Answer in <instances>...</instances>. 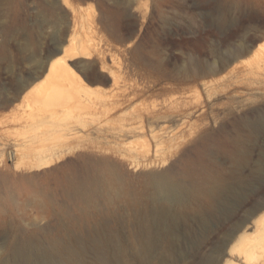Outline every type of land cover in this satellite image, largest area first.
<instances>
[{
	"label": "rangeland",
	"instance_id": "rangeland-1",
	"mask_svg": "<svg viewBox=\"0 0 264 264\" xmlns=\"http://www.w3.org/2000/svg\"><path fill=\"white\" fill-rule=\"evenodd\" d=\"M128 1L0 0V259L7 255L5 247L17 235L36 233L42 240L50 236L73 237L59 206L72 207L66 189L75 173L86 176L95 163L104 160L116 163L124 178L123 190L139 202L136 207L119 201L112 211L129 218L138 208L147 209L150 205L148 174L167 169L181 173L198 167L194 162L198 153L213 151L221 143L229 145L240 134L247 137L246 120L264 110V85L261 87L249 77L242 79L229 73L231 65L219 69L234 49L264 34V0H175L183 7L177 10L167 7L160 20H154L151 25L143 21L142 8L135 0L129 15L136 23L134 36L128 38L123 32L115 37L110 30L103 31L116 46V69L120 71V78L119 84L113 87L107 82L99 88L111 98H120V94L133 89L140 88V93L113 115H94L86 119L87 123L73 122L69 129L53 135L47 130L36 134L15 122L13 114L19 98H13L40 69L49 52L58 47L60 36H69L75 28L86 29L91 18H103L108 25H113L108 19L111 10L117 4L124 8ZM222 15L226 21H220ZM83 20L86 25H82ZM170 36H184L186 40L174 46ZM210 64H215L218 70L210 71ZM89 70L91 74L100 73V66ZM185 96L194 109L193 135L189 142L177 148L161 147L151 133L124 135L126 129L142 122L147 132L153 129L158 134H181L183 118L164 114H172L171 100H182ZM139 112L143 115H136ZM33 136L38 137L39 146L65 144L70 150L49 167L30 170L26 167L27 160L16 148ZM146 138L151 142L149 145L137 143ZM254 145L253 155L258 158L261 142ZM13 151L18 153L12 156ZM164 159L168 164L163 166ZM222 159L225 171H229V160ZM249 172L247 168L244 174ZM251 192L243 195L242 203L247 198L264 200V173L262 181ZM49 194L55 199H49ZM248 212L249 206L238 212V219L244 220ZM75 213L80 224L95 228L105 236L98 214L86 216L80 209H75ZM115 226L120 227L121 242L129 244L131 226L124 227L121 223ZM84 242L90 244L88 239ZM129 251L126 252L129 263L137 264Z\"/></svg>",
	"mask_w": 264,
	"mask_h": 264
},
{
	"label": "bare ground",
	"instance_id": "bare-ground-1",
	"mask_svg": "<svg viewBox=\"0 0 264 264\" xmlns=\"http://www.w3.org/2000/svg\"><path fill=\"white\" fill-rule=\"evenodd\" d=\"M176 1L138 0L142 8L140 15L147 25H151L154 20H160L167 7L176 10L183 7ZM133 2L135 0H129L124 8L117 4L111 10L108 18L113 23L111 26L103 18H91L86 29L75 28L69 36H60L58 47L49 52L46 60L40 63V69L13 98H19L13 114L15 122L36 134L47 130L53 135L69 129L73 122L87 123L86 119L94 115H113L140 93V88L133 89L120 94V98H111L99 88L101 83L107 82L113 87L119 84L120 78V71L116 69V46L103 31L110 30L115 37L123 32L128 38L134 36L136 23L129 16ZM185 15L188 14L185 12ZM219 18L226 21L225 15ZM82 25H86L84 20ZM170 40L174 46H180L186 37L170 36ZM97 65L100 73L91 74L89 69H95ZM229 66V73L238 78L249 77L252 83L264 85V34L234 49L223 59L219 69ZM208 68L212 72L218 70L215 64ZM169 104L172 114L164 115L183 118L181 134H158L153 129L147 132V126L142 122L139 126L123 129L124 135L151 133L157 146L161 147L177 148L189 142L193 135L191 101L185 96L182 100L173 99ZM104 106L107 109H102ZM257 115L245 122L247 137L240 134L229 145L221 143L213 151L198 153L194 161L197 168L181 173L167 169L148 174L150 205L147 209L138 208L134 214L128 213L129 218L112 211L119 201H125L128 206H138L139 202V199L129 198L123 190L124 178L116 163L104 160L95 163L86 176L75 173L66 189L72 207L59 206L60 214L68 220L66 228L73 237L50 236L42 240L36 233L17 235L5 247L7 255L0 259V264H130L126 255L128 250L137 264H264V200L247 198L242 203L243 195L249 194L255 184L262 181L264 173V110ZM37 138L26 139L16 148L27 160L26 167L30 170L49 167L70 150L65 144L42 143L39 146ZM147 140L137 143L149 145L151 142ZM258 141L261 142V154L255 158L253 147ZM17 153L13 151L10 155ZM222 157L229 160V171H225L220 162ZM167 162L164 159L163 166ZM247 168L250 172L245 175ZM50 198L55 199L49 194ZM247 206L246 218L239 220L238 212ZM75 209H80L86 216L98 214L101 227L106 230L105 236L95 228L80 224ZM117 223L131 226L128 228L129 244L121 242ZM85 239L90 240V244H86Z\"/></svg>",
	"mask_w": 264,
	"mask_h": 264
}]
</instances>
